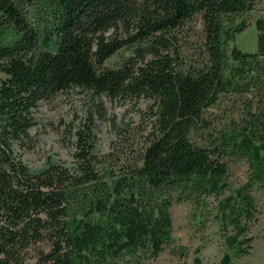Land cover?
Returning a JSON list of instances; mask_svg holds the SVG:
<instances>
[{"label":"trees","instance_id":"trees-1","mask_svg":"<svg viewBox=\"0 0 264 264\" xmlns=\"http://www.w3.org/2000/svg\"><path fill=\"white\" fill-rule=\"evenodd\" d=\"M256 1L0 0V264H150L176 242L174 202L226 195L227 241L249 254L264 191V33L257 54L230 43ZM71 89L152 101L143 146L98 155L86 124L72 167L31 171L13 147L33 109ZM239 161L249 175L237 187Z\"/></svg>","mask_w":264,"mask_h":264},{"label":"rangeland","instance_id":"rangeland-1","mask_svg":"<svg viewBox=\"0 0 264 264\" xmlns=\"http://www.w3.org/2000/svg\"><path fill=\"white\" fill-rule=\"evenodd\" d=\"M245 22L246 29L230 43L242 53L257 54L260 34L264 33V0H257L254 9L237 18ZM192 39V38H191ZM195 39L191 40L193 43ZM193 53V52H192ZM153 102H117L106 96L96 97L81 89H71L40 102L32 111L33 126L23 145H15L16 155L31 171L44 170L49 164L72 167L75 153V132L89 124L95 135L96 153L105 155L113 145L120 152H137L152 128ZM230 180L233 186L244 184L249 175L245 161L231 162ZM227 196V195H226ZM225 196V197H226ZM258 207V220L250 228L253 249L246 256L236 254L237 244L230 247L227 239L235 237L234 228L224 221L219 207L225 197L211 198L196 208L189 202L172 204L173 237L175 244L150 260V264H222L228 255L231 264H264V191L254 192ZM238 241L241 239H237ZM186 249L179 256L180 247ZM199 250V253L197 252ZM124 264H133L131 261Z\"/></svg>","mask_w":264,"mask_h":264}]
</instances>
